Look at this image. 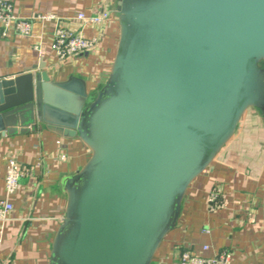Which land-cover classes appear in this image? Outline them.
<instances>
[{"label": "water", "instance_id": "water-1", "mask_svg": "<svg viewBox=\"0 0 264 264\" xmlns=\"http://www.w3.org/2000/svg\"><path fill=\"white\" fill-rule=\"evenodd\" d=\"M115 13L117 50L97 88L53 80L44 63L0 79V136L44 123L90 151L59 179L48 264H154L245 113L264 121V0H117Z\"/></svg>", "mask_w": 264, "mask_h": 264}, {"label": "crops", "instance_id": "crops-1", "mask_svg": "<svg viewBox=\"0 0 264 264\" xmlns=\"http://www.w3.org/2000/svg\"><path fill=\"white\" fill-rule=\"evenodd\" d=\"M10 1L15 13L22 17L53 13L86 37L99 36L101 44L98 52L88 56L59 60L52 49L54 21L34 20L29 36L14 29L4 36L0 22V79L44 63L43 70L53 80L64 81L76 75L86 81L89 91L106 81L119 40L117 0ZM105 8L111 10V18L102 26L83 25L77 19L80 12L93 15ZM260 121L263 122L262 118L254 110H248L232 143L222 149L212 166L192 184L180 221L164 239L154 264H179L180 250L201 253L205 244L212 246L210 254L230 249L232 264H264V161L258 154L252 158L259 152L255 147L260 145L259 135H264ZM247 134L250 137L246 139ZM59 152L67 155L66 160L52 158ZM12 154L27 172L20 179L17 193L10 196L14 210L7 221H0V264H48L53 237L65 214L66 202L58 188L59 179L80 168L90 151L77 136L62 135L44 123L29 133L0 136V198L6 197L7 159ZM255 158L257 161H252ZM214 186L226 191L227 206L211 213L207 196Z\"/></svg>", "mask_w": 264, "mask_h": 264}, {"label": "built area", "instance_id": "built-area-1", "mask_svg": "<svg viewBox=\"0 0 264 264\" xmlns=\"http://www.w3.org/2000/svg\"><path fill=\"white\" fill-rule=\"evenodd\" d=\"M77 19L83 25H104L110 19V9L105 8L99 14L88 15L80 12ZM34 20L54 21V40L52 49L55 51L59 60H66L85 52H98L101 40L99 36L86 37L82 33L66 26L61 17L53 13H38L30 17H22L15 13L14 5L10 0H0V22L3 26L2 34L7 36L11 29L17 33L29 36L32 33ZM37 48V47H36ZM55 160H66L67 155L59 152L52 156ZM27 172V168L18 160L16 155H10L7 159V171L5 177L6 197L0 198V221L5 222L9 219L14 210V203L10 196L17 193L20 187V178ZM227 193L220 186H214L208 196V209L211 213H216L227 206ZM205 232H210L205 229ZM2 238L0 237V243ZM212 246L205 244L202 252L197 253L189 249L179 251V264H232L233 253L230 249L214 251L210 254Z\"/></svg>", "mask_w": 264, "mask_h": 264}, {"label": "rangeland", "instance_id": "rangeland-1", "mask_svg": "<svg viewBox=\"0 0 264 264\" xmlns=\"http://www.w3.org/2000/svg\"><path fill=\"white\" fill-rule=\"evenodd\" d=\"M260 122H261V121H260ZM261 123H262L263 126H264V121L261 122ZM248 134H249V133H248ZM248 134L246 135V139H247V137H248V138L250 137V135H248ZM263 134H264V133H263ZM258 139H259L260 145H258V146L255 145V147H257V149H259V152L255 153L254 156H253L252 158H254L255 155L257 156V154H258V158H261V160L264 161V135H263L262 137L259 135V138H258ZM258 139H257V141H258ZM234 140H235V139H234ZM234 140H233V141H234ZM231 141H232V140H231ZM231 141H230L225 147L229 146L230 143H232ZM244 143H245V140H244ZM252 143H254V141H252ZM255 143H257V142H255ZM225 147H224V148H225ZM255 147L252 148V150H251L252 153H254V149H255ZM224 148H223V149H224ZM250 148H251V147H250ZM248 156H249V155H248ZM250 157H251V156H250ZM250 157H249V158H250ZM252 161H257V160H256V158H255V159L252 160ZM259 168H260V167H259ZM259 170H260V169H259ZM263 175H264V174H263ZM263 178H264V177H263ZM20 179H21V178H20ZM19 182H20V181H19Z\"/></svg>", "mask_w": 264, "mask_h": 264}]
</instances>
